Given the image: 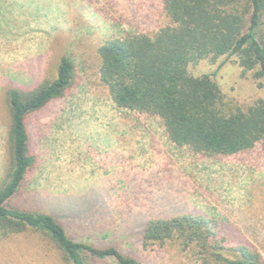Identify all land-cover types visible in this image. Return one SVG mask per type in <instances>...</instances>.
<instances>
[{
  "label": "rangeland",
  "instance_id": "rangeland-1",
  "mask_svg": "<svg viewBox=\"0 0 264 264\" xmlns=\"http://www.w3.org/2000/svg\"><path fill=\"white\" fill-rule=\"evenodd\" d=\"M169 24L162 0H0V179L9 161L8 88L56 78L68 54L78 82L29 117L39 164L19 203L49 212L63 209L59 202L78 203L79 211L60 213L73 238L114 246L143 264H216L173 241L144 246L148 221L190 213L228 224L264 255L261 145L217 157L179 147L159 116L118 108L101 80L105 41L153 35ZM238 60L208 58L189 71L212 75L227 99L249 105L264 98V87L251 73L242 75ZM2 234L0 264H67L40 233Z\"/></svg>",
  "mask_w": 264,
  "mask_h": 264
},
{
  "label": "trees",
  "instance_id": "trees-1",
  "mask_svg": "<svg viewBox=\"0 0 264 264\" xmlns=\"http://www.w3.org/2000/svg\"><path fill=\"white\" fill-rule=\"evenodd\" d=\"M171 24L153 35L128 33L99 48L100 74L118 108L159 116L169 139L209 157L229 156L261 145L264 151V98L249 105L229 100L210 74L194 76L191 64L237 56L242 75L264 87V0H162ZM77 66L64 54L57 77L33 87L10 86L9 161L0 179V234L40 233L61 250L67 264H143L114 246L73 238L60 216L79 211L68 202L53 212L28 208L19 200L39 164L31 147L29 117L77 83ZM71 209L65 208V206ZM67 209V210H65ZM70 211V212H69ZM2 234V235H3ZM144 246L173 241L216 264H264V255L228 224L201 215L151 219Z\"/></svg>",
  "mask_w": 264,
  "mask_h": 264
}]
</instances>
